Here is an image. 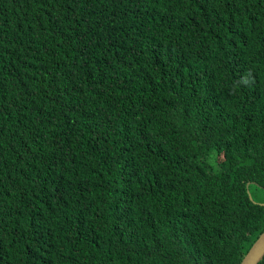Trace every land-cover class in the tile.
<instances>
[{"label": "trees", "instance_id": "trees-1", "mask_svg": "<svg viewBox=\"0 0 264 264\" xmlns=\"http://www.w3.org/2000/svg\"><path fill=\"white\" fill-rule=\"evenodd\" d=\"M251 186L264 0H0V264H237Z\"/></svg>", "mask_w": 264, "mask_h": 264}, {"label": "water", "instance_id": "water-1", "mask_svg": "<svg viewBox=\"0 0 264 264\" xmlns=\"http://www.w3.org/2000/svg\"><path fill=\"white\" fill-rule=\"evenodd\" d=\"M264 203V201H263ZM264 254V225L257 236L253 239L237 264H256Z\"/></svg>", "mask_w": 264, "mask_h": 264}, {"label": "rangeland", "instance_id": "rangeland-1", "mask_svg": "<svg viewBox=\"0 0 264 264\" xmlns=\"http://www.w3.org/2000/svg\"><path fill=\"white\" fill-rule=\"evenodd\" d=\"M250 191L254 197V200L262 201V202L264 201V190H261L260 188H254L253 186H251Z\"/></svg>", "mask_w": 264, "mask_h": 264}]
</instances>
